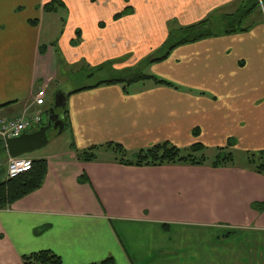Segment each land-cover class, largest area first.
Listing matches in <instances>:
<instances>
[{
	"label": "crops",
	"instance_id": "crops-1",
	"mask_svg": "<svg viewBox=\"0 0 264 264\" xmlns=\"http://www.w3.org/2000/svg\"><path fill=\"white\" fill-rule=\"evenodd\" d=\"M46 1L0 0L5 118L20 117L41 87L47 103L49 86L61 85L58 50L43 41L44 29L58 30L49 14L63 13L57 19L65 21L59 51L66 63L111 61L122 69L158 49L169 22L232 13L239 0H62L64 8L45 12ZM125 7L131 12L117 16ZM248 23L244 32L178 45L147 64L148 73L174 86L145 81L128 92L111 84L74 93L62 86L68 95L57 113L70 141L22 155L44 159L46 173L38 189L0 209V264H20L39 250L62 264H264V175L246 163L124 165L104 147L117 143L133 154L161 142H199L210 156L229 143L231 150L264 151V15ZM93 146L101 147L95 160L77 159L75 150ZM10 157L0 140V180Z\"/></svg>",
	"mask_w": 264,
	"mask_h": 264
},
{
	"label": "trees",
	"instance_id": "trees-1",
	"mask_svg": "<svg viewBox=\"0 0 264 264\" xmlns=\"http://www.w3.org/2000/svg\"><path fill=\"white\" fill-rule=\"evenodd\" d=\"M248 1L252 2L250 7H248ZM248 1L239 0L235 11L232 13H214L203 20L189 25L176 26L174 22H169V31L164 42L158 49L142 59L137 65L122 69H114L111 67L112 62L106 61L94 67L86 66L87 68H93L98 71L105 70V72H103L105 76L96 79L97 81L94 83L90 82L78 88H73L70 93L111 84H120L124 92H128V87L145 81H151L153 85L174 86L165 79L150 73H145L143 69L145 70L147 64L151 62L164 59L171 49L178 45L196 42L211 36L240 33L248 30L251 23L244 24L245 19L260 6V3L264 6V0ZM61 8H64L62 0H48L42 4V9L45 12H53ZM129 12H131L130 9L125 7L117 16ZM31 22L37 23L36 20H31ZM173 35H176V40L171 43L169 40L172 39ZM44 48L45 45L40 46V53L44 52ZM122 75L125 76L123 77ZM87 77L91 79L94 75H89ZM48 109L49 108H46L44 110L46 116L42 124L46 123ZM197 134L196 131L194 135ZM230 145H232V143L217 148L216 153L210 157L206 153V147L199 142H195L187 148H179L170 142H161L149 148L141 149L133 154H128L122 145L117 143H107L104 147L105 149L111 150L115 154V160L124 165L161 166L167 164H205L218 168L236 166L235 156L230 149ZM100 148L101 147L93 146L84 150H75L76 157L80 161H93L97 158V152ZM245 162L250 166L252 171L264 175V151H259L257 154H250L247 152ZM45 173L46 161L44 159H32L31 167L28 171L13 178L7 177L5 180H0V209L9 207L16 200L38 189L43 183ZM262 208L263 207H261V209ZM20 264H62V261L61 258L51 250H39L24 254L21 257ZM99 264H113V260L108 258L101 261Z\"/></svg>",
	"mask_w": 264,
	"mask_h": 264
},
{
	"label": "rangeland",
	"instance_id": "rangeland-1",
	"mask_svg": "<svg viewBox=\"0 0 264 264\" xmlns=\"http://www.w3.org/2000/svg\"><path fill=\"white\" fill-rule=\"evenodd\" d=\"M247 3H248V7H250L252 4V2H250V1H248ZM233 9H234V7L232 8V10ZM229 10H231V9L229 8ZM257 13H260L262 16L264 15V7H263L262 3H260V6L257 9H255V11L252 13L250 18L245 19L244 24L251 22L255 17H257ZM59 14H63V13L58 11L57 16H59ZM50 16L54 17V19L56 21L54 23L57 25L58 30L56 29V33H54V35H52L48 32L47 29H44L43 30V41L46 44L50 42L53 45V47L58 50L59 63L60 62L61 63H60V67H59L57 83H60L61 85L58 86V85L52 84L49 86L48 91H49V98L50 99H48V101L45 105V108H49L55 104L56 92L62 86L67 90L68 89L71 90L73 88H78V87H80L86 83H90V82L94 83L95 81H97L96 79L103 78L105 76V73H103V72H105V70L104 71H98V70L93 69V68H87L86 67L87 65H83L84 63H82V64H79V63L68 64L64 61L63 58H61L63 54L59 51V35H60V29L63 28L62 26H64L65 21L61 22V20L57 19V16L55 14H52V15L49 14L47 17H50ZM176 35H173L172 39L169 40L171 43H173L174 40H176ZM68 42L71 45V47H75L78 45L79 37L76 36L72 39H69ZM90 67H94V66H90ZM143 71L145 73H148L147 68H145V70L143 69ZM89 75H94V77L89 79L87 77ZM57 111L61 112V109H57ZM45 116L46 115L43 114L44 119H45ZM47 136L49 139L47 145L36 150L35 155H37L39 153H46L49 151L58 150V149L62 148L64 146V144H66L67 142L70 141L69 131L67 128L60 133L57 130L51 128L47 131ZM232 150H233L232 152L235 156L236 165L245 164L247 151H242L239 149L238 150L232 149ZM258 152L259 151H249L248 153L257 154ZM101 153L103 156H105L106 154L107 155L112 154L111 151H108V150H105L103 152L101 151ZM210 154L211 153H207V155L209 157H210Z\"/></svg>",
	"mask_w": 264,
	"mask_h": 264
},
{
	"label": "built area",
	"instance_id": "built-area-1",
	"mask_svg": "<svg viewBox=\"0 0 264 264\" xmlns=\"http://www.w3.org/2000/svg\"><path fill=\"white\" fill-rule=\"evenodd\" d=\"M46 91L39 89L33 98V101L25 107L23 114L17 118H5L0 116V140L19 137L23 133L35 129L42 120V107L45 103ZM32 106H36L30 111ZM31 167V160L23 157L10 158L7 164V177L13 178L28 171Z\"/></svg>",
	"mask_w": 264,
	"mask_h": 264
},
{
	"label": "water",
	"instance_id": "water-1",
	"mask_svg": "<svg viewBox=\"0 0 264 264\" xmlns=\"http://www.w3.org/2000/svg\"><path fill=\"white\" fill-rule=\"evenodd\" d=\"M67 95V92H63L60 90L56 92L55 104L48 110V118L46 124L41 125L37 130L33 132L24 133L19 137L6 139L5 145L8 154L11 157H18L24 154H29L47 145L49 141L47 131L49 129L53 128L59 133L64 130V122L60 118L59 113H56L55 110L65 108Z\"/></svg>",
	"mask_w": 264,
	"mask_h": 264
}]
</instances>
